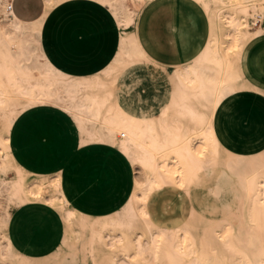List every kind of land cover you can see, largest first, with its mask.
Here are the masks:
<instances>
[{
	"label": "bare ground",
	"instance_id": "1",
	"mask_svg": "<svg viewBox=\"0 0 264 264\" xmlns=\"http://www.w3.org/2000/svg\"><path fill=\"white\" fill-rule=\"evenodd\" d=\"M58 1L64 5L71 0ZM84 1L101 7L105 5L116 30L130 26L131 18L125 13L124 6H117L118 0ZM136 1L143 4L150 0ZM204 1L215 5L213 9L206 7L204 10L210 36L203 39L200 44L202 50L197 56L177 71L179 82L184 87L173 101L167 96L154 114L141 107H134L132 112L123 111L128 106L123 95L128 91L125 79L131 76L130 69L113 71L111 68V74L97 73L96 91L91 89L81 93L73 90L72 97L65 100L67 102L55 97L46 99L45 104L61 108L71 115L81 144L86 138L105 142L117 148L130 165L138 168L143 179L133 188L134 202H142L150 216L157 217L161 223L168 222L166 216L171 204L165 193L182 202L192 185L211 182L208 193L222 213V221H236L233 235L219 242L213 233L196 234L181 226L173 231L162 228L158 235L145 219L143 229L150 236L153 264L155 260L156 264H264V150L243 155L226 149L219 142L212 123L215 108L245 89L243 85L239 88L236 85L237 67L233 64L239 61V53L251 37L261 31L260 27L249 30L248 17L252 22L263 18L264 0ZM56 2L44 0L45 9L41 17L33 22H23L16 18L12 9H8L11 0H0V103L8 90H13L19 98V80L40 74L42 78L51 77L54 84L59 82V73L50 65L54 60L45 35L47 28H44ZM224 9L232 12L226 15L222 12ZM42 80L45 81L44 78ZM68 85L74 86L71 82ZM99 108L105 109L102 115ZM209 111L211 115L205 128L201 129L197 125L205 120V112ZM98 120L102 121L96 127ZM86 126L90 129L89 134ZM117 134L124 138L118 144L115 142ZM6 141L0 139L3 148ZM7 156L0 157L2 171L8 166ZM13 169L18 179L12 186L0 179V228L8 225L11 207L27 202L19 184L21 171L17 166ZM136 193L140 194L137 196L139 201ZM61 194L53 199L59 201ZM123 212L129 216L133 214L128 204ZM71 217L73 211L65 209L64 218L69 220ZM254 221L258 224L250 225ZM110 224L113 221L110 220ZM179 230L183 236L177 234ZM100 236L101 232H92V239ZM158 237L159 241L156 240ZM182 237L188 238L187 241H181ZM126 242L129 248H133V243H140V236L133 242ZM4 253L11 255L10 246L0 242V264H13L12 256L5 260Z\"/></svg>",
	"mask_w": 264,
	"mask_h": 264
},
{
	"label": "rangeland",
	"instance_id": "2",
	"mask_svg": "<svg viewBox=\"0 0 264 264\" xmlns=\"http://www.w3.org/2000/svg\"><path fill=\"white\" fill-rule=\"evenodd\" d=\"M166 1L168 0H150L142 4L136 0H118L117 6L125 7V13L131 18V24L128 28L117 30V34L105 12L107 9L105 5L103 6L105 10L84 0H71L64 5L57 0L53 5L51 12L53 14L49 16L44 28H47L45 35L49 43V52L52 51L50 55L54 60L50 65L52 70L59 73L60 79L58 83L54 84L49 76L43 77L45 79L43 81L40 74L35 75L24 81L19 80V98L13 90H8L6 93L5 99L0 103V139H7V141L4 143L5 148L0 145V157L4 158L8 155L6 158L8 166L5 171L0 169V179L4 180L8 186H12L18 179L13 169L17 166L21 171L19 184L27 202L43 203L49 206L58 220L62 221L63 233L60 244L56 245L49 255L33 258L15 251L7 234L8 225L1 226L0 242L8 243L11 250V255L3 254L5 260L12 256L13 264H153L150 236L143 229L145 219L153 227L154 233L158 235L162 228L165 230L170 228L173 231L178 226L196 234L213 233L219 242L230 239L233 235L236 221H222V213L219 212L213 198L208 193V188L211 185L209 181H206L205 184L192 185L187 197L182 202L177 201L173 195L165 193V198L171 201L169 213L166 216L168 222L161 223L157 217L150 216L143 203H135L133 199L134 187L137 182L143 179L142 174L136 166L128 163L117 148L102 141L86 138L82 144L79 141V144L80 146L92 143L103 144V146H93L108 149L113 153L112 160L103 161V167L113 176V193L117 197L118 203L113 211L104 215L91 217L70 206L61 186V170L44 176L31 177L32 173L19 166L21 159H27L30 149L45 138L59 140L68 143L72 148H77L76 138L69 124V121L72 122L71 124L80 139L73 118L63 109L45 104V100L61 97L64 102H67L65 100L72 97L73 90L81 93L91 89L96 91V85L99 82L97 73L98 75L111 74V68H114L113 71L130 69L131 76L127 78L128 80L125 79L128 91L123 95L128 106L124 107L123 111L132 112L136 107H141L154 114L158 107L166 101L167 96L170 101H173L179 90L184 87L179 82L177 71L202 50L200 44L203 39L206 40L210 36L208 18L204 10L206 7L213 9L215 5L210 1L186 0L201 14L198 22L199 29L195 37L197 50L185 61L168 65L160 63L148 55L141 33L144 13L151 7ZM249 6V8L252 7L251 4ZM255 7L258 8V5ZM41 10L40 0H15L13 3V12L21 14L29 20L39 16ZM222 12L227 15L232 11L224 9ZM259 20L261 19L256 18L252 22V18L248 17L249 30L259 28ZM167 24H164L166 28ZM115 34L117 43L114 54L109 60L114 50ZM263 37V30L251 37L241 49L239 61H235L236 65L233 64L235 68L237 67V87L243 85L245 87L243 90H257L262 95L241 92L234 98L228 110L219 109L215 114V129L219 139L234 151H240L248 137L252 141L257 138L264 140V89L253 85L245 77L242 67L243 53L246 47ZM30 82H32L31 85ZM70 82L74 84L73 87L68 85ZM88 95L85 94V96ZM197 108L202 112L200 107ZM98 110L100 115L105 112L104 108ZM205 113V120L197 125L201 129L205 128L211 115L210 111ZM18 116L19 119L14 127L10 144V130ZM177 118L179 117L177 116ZM101 121L98 120L96 127ZM85 130L87 134L90 133L88 126L85 127ZM115 139L116 144L124 140L119 134ZM194 190L201 191L202 204L214 213L215 220L200 214L205 210L204 207H201L199 211L193 207L191 195ZM59 193H62L60 200H54L53 197ZM135 196L136 198L140 197V194L136 193ZM63 200L66 203H63ZM136 200L139 201L140 198ZM127 204L133 210V214L130 216L123 212V208ZM15 208L11 207L9 213ZM65 209L73 211V217L69 220L64 218ZM116 212H122L121 216ZM110 220L113 221V224H110ZM257 224L255 221L250 223L252 226ZM3 227L4 229H2ZM92 232H101L100 238L92 239ZM177 234L183 236L182 230H179ZM138 236H140V243H133V248H129L126 240L133 242ZM159 239V237L156 238L158 241ZM187 239L182 237L181 241H187ZM156 263L155 260L154 264Z\"/></svg>",
	"mask_w": 264,
	"mask_h": 264
},
{
	"label": "crops",
	"instance_id": "3",
	"mask_svg": "<svg viewBox=\"0 0 264 264\" xmlns=\"http://www.w3.org/2000/svg\"><path fill=\"white\" fill-rule=\"evenodd\" d=\"M40 1L42 10L36 18L29 20L21 14L13 13L20 21H36L44 12V0ZM14 2L15 0H11L12 11ZM94 4L105 10L100 5ZM105 12L107 13L106 10ZM200 15V11L186 0H168L151 7L144 13L141 23L142 41L148 55L158 62L168 65L188 59L197 50L195 37L199 29ZM107 16L116 30L108 13ZM263 19L264 16L258 25L264 31ZM166 23H168L167 28L164 26ZM116 34L114 50L109 60L115 51ZM242 67L245 77L253 85L264 89V37L246 47L243 53ZM241 92L262 95L255 90L236 92L227 101L215 108L212 117L214 129V118L217 109L228 110L234 98ZM18 119L19 116L10 130V144ZM69 124L74 132L77 148H72L68 143L59 140L45 138V140L30 149L29 153H27V159H21L19 166L25 171L32 173L31 177L44 176L61 170V186L72 208L91 217L109 213L116 207L118 200L113 193V176L107 169H104L103 161L112 160L113 153L108 149L93 146H103V144L92 143L80 146V139L76 130L70 121ZM214 131L218 137L216 129ZM218 140L226 149L237 154L248 155L264 150V140L260 138L252 141L248 137L240 151L231 150L219 137ZM202 200L201 191L194 190L191 195V201L193 207L198 211L201 207H204ZM204 208L205 210L200 214L207 215L206 217L209 219H215L214 213L208 207L205 206ZM9 214L7 234L14 250L18 253L33 258L46 257L56 248V245L60 244L63 223L58 220L54 211L46 204L26 202L12 209Z\"/></svg>",
	"mask_w": 264,
	"mask_h": 264
},
{
	"label": "built area",
	"instance_id": "4",
	"mask_svg": "<svg viewBox=\"0 0 264 264\" xmlns=\"http://www.w3.org/2000/svg\"><path fill=\"white\" fill-rule=\"evenodd\" d=\"M8 9H11V4H9V7H8Z\"/></svg>",
	"mask_w": 264,
	"mask_h": 264
}]
</instances>
